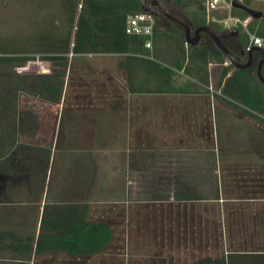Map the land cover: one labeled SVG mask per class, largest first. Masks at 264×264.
I'll use <instances>...</instances> for the list:
<instances>
[{"label": "rangeland", "instance_id": "rangeland-1", "mask_svg": "<svg viewBox=\"0 0 264 264\" xmlns=\"http://www.w3.org/2000/svg\"><path fill=\"white\" fill-rule=\"evenodd\" d=\"M190 1L191 0H183L186 7L182 8L176 3V0H173V13L189 16L190 12L193 10ZM250 7L264 12V0H252ZM80 10L81 6L76 4L74 0H0V53L3 55L34 56L36 58V63L38 62L37 64L35 63L37 67L34 71L35 74H37V70L40 71V68L48 70V73L52 72L54 68V63L42 61L41 58L51 55H65L69 61H73L72 65L70 64L69 66L68 64L66 73L65 91L67 92V96L65 110L70 108L103 109L109 103L108 98H111H106L104 96L106 92H108V95L111 93L120 94L126 92L127 83L124 81V75L118 70V63L122 58L114 55L88 54L75 56L73 54V45ZM208 14L209 21L223 24L224 27L229 30L227 34H231V29L236 28L239 34L234 38L240 37L241 33L239 28L241 26H232L230 21L221 23V20L228 18L230 15L233 17L232 10L221 9L215 12L208 11ZM214 18L217 22L213 21ZM247 19L250 20V23L252 22L251 17ZM159 25L162 30L168 33H176L178 30L176 25L170 24L166 19H160ZM243 29L250 41V34L254 33L250 32L249 27H243ZM221 70L222 66L219 64L212 63L210 65L211 85L208 87L209 93H203L204 95L202 97H198L197 99L173 95L158 96L156 98L147 97L145 101L146 107H155L156 109L162 110V112L166 109L173 112L175 109L204 107V109L208 108L210 111L216 109L217 113V110L222 109L231 114V120L236 121L238 118L237 112L239 110L232 108L224 99L216 96V84L218 83ZM68 75L70 78L66 85ZM184 81L183 78L179 79L181 84ZM75 94L79 95V97H76ZM32 103L35 104L36 108L45 110V115H49L47 111L56 112L58 109L62 108L63 102L58 106L33 99ZM164 114L163 112V116L158 118L160 125L156 138L161 142V145H159L160 148L155 151L156 157L154 159L161 165H151V167H149L150 170L147 171L144 178L127 183L133 192L130 196L126 197V199H122L120 195H111V187L115 185L120 191L123 182L106 180V178L110 176L105 173V164L107 162L109 163V155H107L109 150L99 149L97 160L99 170L102 171L99 172L100 178L98 177V195L89 199L91 200L92 210V215L90 217L93 220H107L114 227V240L108 250L91 260L89 259V261L87 259H82L81 261L73 258L68 259V257H65V260H61L59 259L61 256H58L54 259L50 257H46L45 259L37 258L35 264H194V262L204 257H218L224 254L226 250L239 249V243L245 242L248 239V241L252 240L253 242L252 244L250 241L249 248H257V246H260L264 249V240L261 241V239H258L262 234H256L257 232H261V228L254 230V223L251 218L253 214L250 211V208L260 209L262 206L260 204H263V201L257 200L249 203L230 201L232 198L239 195V193L235 191V186H238L240 181L246 182V194L250 192L249 194L253 196L255 193H253V190L249 189L251 186L249 175H242L239 172L235 173L232 169L233 160L230 159L235 153H233L234 150L231 147L235 146L236 140L238 141V139H236L237 129L233 130L231 128L233 123L231 125L229 121L227 123L223 122L222 124L221 121L225 120V118L220 115L218 116V124L221 135L223 139L227 140L224 153L227 154L226 156L231 157H228V160L224 162V165H226L225 169L231 166L230 170L225 173L227 181L225 182L224 198L226 200L229 198V201L227 200V202L224 203L225 212L224 214L220 212L223 203L222 205L220 204L219 208V204L217 203L204 202L197 204V210H201L200 213L205 210L204 215L208 218L205 222L206 226L201 227L200 223H193L187 229V223L177 219L179 217V214H177L178 210L176 211L173 209V206L176 207L181 204L173 201V193L181 183L183 185V181H177L176 177L181 169L182 172H185L184 168L188 167L185 164L179 165L176 161L179 158L182 163H186L189 157L187 154L192 156L199 155L205 145L201 140H198L197 137L194 141H191V139L187 142L181 140L185 131L190 130L191 127L189 124H182V121L177 120L173 113ZM80 118L81 120L77 118L78 121L71 126V129L69 126L64 127L62 135L66 136L68 139L71 133L72 136H74L73 141H75L85 138V134H90L89 129L91 128L86 125L88 117L85 118L80 116ZM185 118L189 119V117ZM241 118L254 122V118L251 116L245 115ZM50 119H52V117ZM214 120L215 117L212 113V116L209 117L210 123L207 125L210 128V133L206 135L209 137L204 141L205 143L207 142L206 144L210 145V147H214V145L216 147V136L215 134L214 137L212 136V133H215ZM225 124L230 125L225 128ZM55 127L56 126H54V130ZM261 127L264 132V125H261ZM58 130L59 128H57V132ZM196 130L200 129L197 127ZM239 132L240 131H238V135ZM212 139H214L213 142ZM245 144L247 147L251 148L249 146L250 142H246ZM245 144L242 145V148H238L240 152L245 151ZM168 146H170V156H168ZM191 147L194 148V150H190L189 148ZM256 147L257 149L255 148V151L261 155L260 150H263V147L260 145ZM59 151L61 153L57 155L55 161L54 158L51 159L52 162L49 166L50 176L47 182L46 195L48 188H53V185L59 181L65 185L67 182L68 186L74 184L78 188L84 185L85 176H83L82 179L81 173L77 175L73 173L74 171L72 172V161L76 154V157L79 158L78 161L81 162V167L83 166L84 169V166L88 165V158H90V156L84 152L83 154L81 153L82 155L80 156L78 152L80 150H73L72 154L69 156L68 150L62 147H60ZM66 152L67 155L65 154ZM150 152L152 151L150 150ZM216 152L218 157H222L223 149H221V153L219 149H216ZM147 159L150 158L147 157ZM80 170H82V168H80ZM45 171L46 170H44V172ZM222 174L223 173L219 170L214 172L213 175L208 174L209 180H212L209 181L208 184L210 185L209 190H211L214 185L213 178L218 177L219 179V177H222ZM20 176H22V174ZM96 180L94 183L97 182ZM188 182L190 184L194 183V181ZM51 184L53 185L50 186ZM243 194H245V192ZM160 197H168V200H155ZM26 200L27 199H25V201ZM81 200L82 203L88 202L87 197H83ZM140 204L145 207L144 214H141L143 218L124 222L122 218L125 220V215H122V209L127 206L136 207ZM243 204L248 205L243 206ZM242 206L244 208H242ZM219 224L222 228L221 230L217 228ZM193 225H196L197 228H193ZM245 225L247 226L245 227V231L233 238L231 232L238 231L239 229L242 230ZM251 234L256 235L255 239L250 238Z\"/></svg>", "mask_w": 264, "mask_h": 264}, {"label": "trees", "instance_id": "trees-1", "mask_svg": "<svg viewBox=\"0 0 264 264\" xmlns=\"http://www.w3.org/2000/svg\"><path fill=\"white\" fill-rule=\"evenodd\" d=\"M207 1L191 0L193 10L189 16L174 13L173 15L191 24L193 30L208 26L219 36H224L229 30L223 24L209 21ZM74 2L81 6V10L73 54L123 57L118 63V68L126 70L127 88L130 93L171 95L209 93L210 65L216 63L222 66L216 84V96L224 99L228 105L244 115L264 123V84L256 69L223 66L226 55L216 47L207 34H203L198 45L187 46L185 33L180 26L173 23L178 30L176 33H168L162 30L159 22L155 20L153 48L148 49L146 44L149 37L126 33L128 18L143 12L138 0H74ZM176 3L182 8L186 7L183 0H176ZM251 3L252 0H245L247 6L250 7ZM232 15L241 19L250 17L237 8H232ZM248 27L250 32L264 38V19H252ZM239 31L241 33L239 38H223L222 41L238 62L246 63L248 59L243 60L239 49L245 50L249 44V37L242 26ZM259 59L260 55L255 60L259 61ZM41 60L54 63L52 72L37 74L34 71L18 72V67L35 64L34 56L0 57V159L14 157L17 153L26 150V145L20 141V134L28 132L26 125L31 119L28 115L29 111L40 110L32 103L33 99L54 105H59L61 102L69 59L65 55H51ZM232 71L234 72L229 76ZM182 78L185 81L181 84L179 79ZM36 130L37 128L34 129ZM31 131L33 132V129ZM247 193L231 200H239L242 203H249L255 199L264 201V197H254L250 196V192ZM173 198L177 202L217 200L220 199L219 188L217 185L213 198L182 190H177ZM155 200H168V197ZM63 207L60 212L53 211V213L50 206L46 205L36 242L34 237H14L13 247L18 252L30 255L35 245L36 256L45 252H60L72 258L82 259L106 252L115 236L112 225L104 220L91 219L89 204L69 203ZM50 214L54 215L51 219ZM245 227L247 226L245 225L242 230L231 232L233 238L244 232ZM256 234H262L258 239L264 240V224L261 232ZM255 236L251 234L250 238L255 239ZM248 240L240 242L239 249L226 250L218 257L207 256L194 264H264V249L260 246L249 248L250 241L252 244L253 242Z\"/></svg>", "mask_w": 264, "mask_h": 264}, {"label": "crops", "instance_id": "crops-1", "mask_svg": "<svg viewBox=\"0 0 264 264\" xmlns=\"http://www.w3.org/2000/svg\"><path fill=\"white\" fill-rule=\"evenodd\" d=\"M69 62V66L70 64H73V61ZM118 70L124 75V81L127 83L126 70H120L119 68ZM69 78L70 76L68 75L66 85ZM65 90L61 99V102H63L62 108L58 109L56 112L47 111L49 115H45V110L29 111L28 115L31 119H29V122H27L28 125H26V130H28V132L20 134V141L22 144L26 145V150L17 153L14 157L0 159V264H35L37 258L45 259L46 257L54 259L61 256L59 258L61 260H65V257H68V259L72 258L60 252H45L36 256L35 245H33L32 253L30 255L23 254L13 247L12 239H14V237H34L36 242L40 233L41 222L46 205L50 206L52 212H60L62 208H64L63 205L69 203L81 204V199L87 197L88 202L86 201L85 203L89 204L90 216L92 215L91 200L89 199L98 195V177L100 178L99 172L102 171L99 170L97 160L99 149L109 150L107 154L109 155V163L107 162L105 164V173L110 176L109 178H106V180L123 182L120 191L118 190V187L113 184L114 186L111 187V195H120L122 199H126V197L130 196L133 191L127 183L144 178L147 171L150 170L149 167H151V165H161L154 159L156 157L155 151L158 150L160 148L159 145H161V142L156 138V135L160 125L158 118L163 116V112L165 113L164 115L173 113L177 120L182 121V124H189L191 127L190 130L185 131L181 140L184 142L189 141V139L194 141L197 137V139L201 140L205 145L199 155L192 156L187 154L189 157L186 163H182L179 158L176 161L177 164H185L188 167L184 168L185 172H182V169L180 168L181 170L176 179L177 181H183L184 186L181 183L176 189L186 192H196L198 195L213 198L217 185L219 188L220 199L217 200L208 199L196 202H177L173 198L174 202L181 204L176 207L173 206V209L176 211L178 210L177 214H179V217L177 219L185 221L188 225L187 229L193 223H200L201 227L206 226L205 222L208 218L204 215L205 210L200 213L201 210H197V204L212 202L219 204L220 208V204L222 205L223 203L220 212L223 214L225 212L224 203L227 202L224 198L225 182L227 181L225 173L230 170L231 166L225 169L226 165H224V162H226L230 156H226L227 154L224 153L227 140L223 139L221 135L218 124L219 115L225 118V120L221 121L222 124L223 122L227 123L229 121V123L231 122V125L233 123L231 128L233 130L237 129L236 139H238V141H235V146H230L234 150L233 153H235L232 158L230 157V160H233L232 169L235 173L239 172L242 175H249V180L251 181L249 189L253 190V193H255L253 196L264 197V132L261 127L264 123L255 118H252L254 122L244 120L241 117L245 115L238 111V118L234 121L230 119L231 114L226 110L220 109L217 110L216 113V109L210 111L208 108L204 109V107L175 109L173 112L166 109L162 112V110L156 109L155 107H146L147 105L145 101L147 97L156 98L158 96H170L171 94H134L130 93L127 87L125 89L126 92L120 94L111 93L110 96L108 95V92H106L104 96L106 98H111H108L109 103L103 109L70 108L65 110L67 96ZM203 95V93L194 95L173 94V96H186L192 99H197ZM75 96L79 97L77 94H75ZM212 113L215 117V133L213 132L212 136L214 137V134L216 136V147L215 145L214 147H210V145L206 144L207 142H204L205 139L209 137L206 135L207 133H210V128L207 125L210 123L209 117L212 116ZM80 116L85 118L88 117L86 125L91 128L89 129L90 134H85V138H82V140L79 139L73 141L74 136L70 133L67 139L66 136L62 135V130L67 126L71 129V126H73L76 121L79 119L81 120ZM35 117L38 119L36 120ZM51 117L52 119H50ZM185 117H189V119ZM35 124L37 126H34ZM229 125L225 124V128ZM54 126H56L55 130ZM34 127L37 128L36 131H34ZM197 127L200 130H196ZM57 128H59L58 132ZM32 129L33 132L31 131ZM238 131H240L239 135ZM213 141L214 139H212V142ZM246 142H250L249 146L251 148L247 147L245 144ZM243 144H245V151L240 152L238 148H242ZM257 145L263 147V150H260L261 155L255 151ZM60 147L68 150L67 152H69V156L72 154L73 150H80L78 151L80 156L83 152L90 156V158H88V165L84 166V169L83 166L81 167V162L78 161L79 158L76 157V154L72 161V172L74 171L73 173L77 175L81 173L82 179L83 176H85L84 185L79 186L78 188L74 184L68 186L67 182L65 185L59 181L54 185H50H53V188L49 187L46 195L47 182L50 176L49 166L52 162L51 159L54 158L55 161L57 155L61 153L59 151ZM168 148V156H170V146H168ZM185 149L194 150L192 147ZM216 149H219L220 153L221 149H223L222 157L217 156ZM150 150L152 152H150ZM67 152L65 153L66 155ZM147 157L151 160L147 159ZM80 168H82V170H80ZM44 170L46 171L44 172ZM217 170L223 173L221 175L222 177H219V179L218 177L213 178L214 185L211 190H209L210 185L208 184L209 181L212 180H209L208 174L213 175ZM21 174L22 176H20ZM95 180L97 182L94 183ZM188 181H194V183L190 184ZM238 186H235V191H237L239 195H244L243 193L246 192L247 189L246 182L240 181ZM25 199L27 200L25 201ZM257 200L261 199H255L251 202ZM230 201L242 203V201L234 199ZM260 205H262L260 209L250 208V211L253 214L251 217L254 223L253 227L257 229L263 228L264 224V215H262L264 214V204ZM243 206L242 208H244ZM144 212L145 207H143L142 204L136 207L127 206L121 211L122 215H125V220L124 218H122V220L124 222H130V220L133 221L135 219L140 220L143 218L141 214H144ZM53 217L54 215L49 216L50 219ZM193 228H197L196 225H193ZM217 228L218 230L222 229L220 224ZM4 233H9L13 235V237L11 235H5ZM94 257L84 259L89 261V259L91 260ZM73 259L79 261L82 260V258Z\"/></svg>", "mask_w": 264, "mask_h": 264}, {"label": "water", "instance_id": "water-1", "mask_svg": "<svg viewBox=\"0 0 264 264\" xmlns=\"http://www.w3.org/2000/svg\"><path fill=\"white\" fill-rule=\"evenodd\" d=\"M142 4L145 2V0L141 1ZM151 7L154 5H157L161 8L162 12L164 13V15L166 16V18L173 22L174 24L180 26L184 33H185V38H186V43L189 46H196L200 43L201 40V35L202 33H205L207 35L210 36V38L213 40V42L215 43L216 47L218 49H220L222 52H224V54L226 55V58L230 60L231 64L236 67L237 69H247L248 67L251 66L252 62H253V53L255 51L260 52L264 55V48H259V47H255L250 53H249V59L246 63H240L238 62L234 55L229 51V49L224 45L223 41H222V37L219 36L213 29H211L208 26H203V27H199L197 29H195L194 31L192 30L191 24H189L187 21H185L184 19L175 16L173 14H171L166 6L160 2V1H153L151 2ZM233 8H237V9H241L244 12H246L250 17H252L253 19H264V12L261 10H257L254 8H251L249 6H247L246 4L240 2V1H236L233 3ZM143 12L146 13H150L151 15H154V12L150 11L149 8L142 7ZM231 36L232 37H237L239 32L236 28H232L231 29ZM262 64H264V59L262 60V62L259 64V78L261 80V82L264 84V76L261 73V67ZM36 73H48V71H43L40 70Z\"/></svg>", "mask_w": 264, "mask_h": 264}, {"label": "built area", "instance_id": "built-area-1", "mask_svg": "<svg viewBox=\"0 0 264 264\" xmlns=\"http://www.w3.org/2000/svg\"><path fill=\"white\" fill-rule=\"evenodd\" d=\"M236 1H240L245 4V0H208L207 1V11L215 12L221 9H228L229 11L233 8V3ZM252 18V17H251ZM253 19V18H252ZM251 19V21H252ZM214 22L217 20L214 18ZM228 21L231 22L232 26H243L247 28L250 24V20L248 19H241L239 17H232L231 15L221 20V23H227ZM154 26H155V18L150 13L142 12L133 16H130L127 20L126 24V33L132 36H146L149 37V41L146 44V48L152 49L153 48V34H154ZM187 46H189L187 44ZM255 47L264 48V38H260L255 34H250V41L248 46L245 48V52L249 54ZM3 56L0 53V57ZM38 63V62H37ZM36 63V64H37ZM36 64H28L23 67H18V72H27V71H35ZM232 65L230 60L226 58V61L223 63V66H230ZM40 68V66H39ZM236 68V67H235ZM42 68H40L41 70ZM45 70V69H43ZM39 71V70H37ZM234 71L231 72V74ZM230 74V75H231ZM229 75V76H230Z\"/></svg>", "mask_w": 264, "mask_h": 264}, {"label": "flooded vegetation", "instance_id": "flooded-vegetation-1", "mask_svg": "<svg viewBox=\"0 0 264 264\" xmlns=\"http://www.w3.org/2000/svg\"><path fill=\"white\" fill-rule=\"evenodd\" d=\"M139 2H140V5H141V8L143 7V5H144V7H146V8H149V10L150 11H152V12H154V18H155V20H157L158 22H159V20L160 19H166V20H168L167 18H166V16L164 15V13L162 12V10H161V8L159 7V6H157V5H154V6H152L151 7V2H153V1H160V2H162L165 6H166V8H167V10L171 13V14H173V0H145V2L142 4V0H138ZM168 22L170 23V24H173V22H171V21H169L168 20ZM192 30H193V28H192ZM195 30V29H194ZM193 30V31H194ZM231 33V32H230ZM203 34H205V33H202V35H201V39H202V36H203ZM209 36V35H208ZM222 38H229V39H232V38H234V37H232L230 34H225L224 36H221ZM239 52H240V54H241V56H242V58H243V60H245L246 58L247 59H249V54H247L246 52H245V50H243L242 48H240L239 49ZM260 55V59H259V61H256L255 59H256V57H258L259 55ZM253 62H252V64H251V66L250 67H252L253 69H256V71H257V74L259 73V64L262 62V60L264 59V55L262 54V53H260V52H257V51H255L254 53H253ZM250 67H248V68H250ZM247 68V69H248ZM261 73H262V75L264 76V64H262V67H261ZM259 76V75H258Z\"/></svg>", "mask_w": 264, "mask_h": 264}]
</instances>
